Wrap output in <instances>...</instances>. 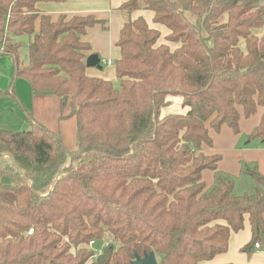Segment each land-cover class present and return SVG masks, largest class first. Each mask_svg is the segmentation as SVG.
Returning <instances> with one entry per match:
<instances>
[{"label": "trees", "instance_id": "16d2710c", "mask_svg": "<svg viewBox=\"0 0 264 264\" xmlns=\"http://www.w3.org/2000/svg\"><path fill=\"white\" fill-rule=\"evenodd\" d=\"M0 0V39L13 79L32 94L56 96L75 118L72 151L37 123L0 129V264H128L153 253L157 264H206L227 249L248 217L251 241H264V176L242 165L248 184L216 173L206 189L209 130H238L263 109L250 139L264 137V4L261 0H124L128 14L147 10L119 32L117 87L86 74L92 16H50L40 3ZM37 25V27H36ZM28 36L27 63L15 38ZM167 43L177 45L170 49ZM167 96L183 114L160 117ZM31 234L28 235V231ZM108 234L97 254L90 243Z\"/></svg>", "mask_w": 264, "mask_h": 264}, {"label": "crops", "instance_id": "0c3cea01", "mask_svg": "<svg viewBox=\"0 0 264 264\" xmlns=\"http://www.w3.org/2000/svg\"><path fill=\"white\" fill-rule=\"evenodd\" d=\"M124 0H67L64 3H40L38 10L56 20L59 16H92L102 24H97L86 30L82 38L91 45L86 53L97 54L101 60V74L92 68L86 74L90 77L104 80H115L113 62L119 59L120 53L116 47L119 32L123 25L130 20L142 17L150 28L160 32L158 44L166 43L165 37L169 31L153 23L152 12L135 11L126 13L120 9ZM37 27V25H36ZM170 49L177 47L174 43H167ZM171 45H173L171 48ZM112 64L108 65L107 62ZM103 67H106L103 69ZM113 67V70H112ZM91 69V68H90ZM13 79V60L7 54L0 53V129L12 132L24 131L29 124L37 123L49 132L59 135L62 145L68 151L74 146L75 118L70 117L68 106H60L59 99L49 94H32L30 88L19 84ZM112 82V81H111ZM5 94V95H4ZM9 96V99L7 98ZM27 97V99H25ZM27 100V101H25ZM168 105L160 110V117L170 114H183L182 100L178 96H167ZM28 102V103H26ZM238 130L235 132L226 125L218 131L209 130L210 145H202L204 156H218L215 171H204L202 182L205 188L214 183L216 173L224 174L235 180L237 188L243 190L247 184V177L242 175V165L254 166L260 175L264 176V137L250 139L252 130L260 123L263 109L258 107L250 117H245L239 108ZM264 222V213L262 214ZM251 241V229L248 217H244L243 227L238 232H232L228 239L224 253L216 255L206 264H264V241L259 239L258 248L252 246L250 252L243 248Z\"/></svg>", "mask_w": 264, "mask_h": 264}, {"label": "rangeland", "instance_id": "374dc122", "mask_svg": "<svg viewBox=\"0 0 264 264\" xmlns=\"http://www.w3.org/2000/svg\"><path fill=\"white\" fill-rule=\"evenodd\" d=\"M261 1L264 4V0H261ZM139 11L149 12L147 10H139ZM133 13H135V12H133ZM262 30L264 31V27H263ZM15 41L20 44V47H19V60H20L21 63L26 64L27 63V60H28L27 59V49H28V44H29L30 38L28 36H21V37L15 38ZM172 46L173 45H171V48L174 47V46L173 47ZM105 68L106 67H103V69H105ZM87 70H88L87 72H90V70H92V68L91 69L90 68H87ZM112 70H113V67H112ZM112 72L114 73V71H112ZM98 74H101V71L100 70H98ZM110 81H112L113 85L115 87H117V81H116V79L115 80H110ZM18 82H19V84H23L26 88H28L27 82L24 81L23 79L20 78V80H18ZM178 97H179V99H181L183 101L182 96H178ZM7 98L9 99V96ZM25 99H27V97ZM25 101H27V100H25ZM26 103H28V102H26ZM28 129H30V124L28 125V127L25 130H28ZM75 144H76V136L74 135V146H73L72 149H70L68 151H72L75 148ZM109 241H110V237L106 233L101 240L95 241L93 243V248L96 250L97 254H99L98 253V250H100L102 248V246L104 244L108 243ZM92 260H93V257L89 258L88 261H87V263H85V264H89V262H91Z\"/></svg>", "mask_w": 264, "mask_h": 264}, {"label": "water", "instance_id": "95a60500", "mask_svg": "<svg viewBox=\"0 0 264 264\" xmlns=\"http://www.w3.org/2000/svg\"><path fill=\"white\" fill-rule=\"evenodd\" d=\"M87 68L102 69L101 60L97 54H89L85 60ZM128 264H157L155 255L153 253L144 254L143 257L135 256V259Z\"/></svg>", "mask_w": 264, "mask_h": 264}, {"label": "built area", "instance_id": "2783aa9c", "mask_svg": "<svg viewBox=\"0 0 264 264\" xmlns=\"http://www.w3.org/2000/svg\"><path fill=\"white\" fill-rule=\"evenodd\" d=\"M6 49H7V48H6V38H5V36H4L2 39H0V53H1V54H5V53H6ZM107 64H108V65H111L112 62L109 61V62H107ZM27 234L30 235V234H31V230L28 231ZM106 244H107V243H106ZM106 244H104L103 246H106ZM254 247H255V248H258V247H259V244H258V243H255V244H254ZM88 249L94 251L95 253H97L96 250L93 248V243H90V244L88 245ZM98 253H100V250H98Z\"/></svg>", "mask_w": 264, "mask_h": 264}]
</instances>
